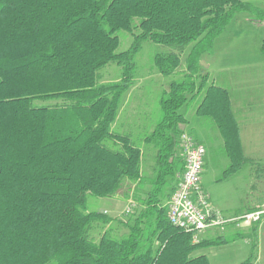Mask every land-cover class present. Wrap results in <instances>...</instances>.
<instances>
[{
  "label": "trees",
  "instance_id": "16d2710c",
  "mask_svg": "<svg viewBox=\"0 0 264 264\" xmlns=\"http://www.w3.org/2000/svg\"><path fill=\"white\" fill-rule=\"evenodd\" d=\"M243 12L264 16L242 0H0V264H208L193 254L225 239L194 244L167 220L183 169L176 134L181 108L199 98L196 113L231 152L228 93L199 63ZM120 31L138 32L118 53ZM145 41L168 49L154 57L160 75H174L182 55L185 64L143 139L153 153L147 173L142 150L112 129ZM109 64L121 77L102 82ZM88 197L135 208L116 220L88 212Z\"/></svg>",
  "mask_w": 264,
  "mask_h": 264
},
{
  "label": "rangeland",
  "instance_id": "374dc122",
  "mask_svg": "<svg viewBox=\"0 0 264 264\" xmlns=\"http://www.w3.org/2000/svg\"><path fill=\"white\" fill-rule=\"evenodd\" d=\"M242 1L264 11V0ZM135 32L133 35L138 31ZM133 35L125 31L117 33L118 53L130 48ZM167 50L149 41L142 43L134 59L135 84L123 97L119 110L120 121L126 123L132 135L131 142L144 151L143 173H147L153 156L152 148L143 139L160 118V99L169 84L181 80L185 74L184 55L174 75L165 77L155 70V55ZM213 50L220 57L219 68L211 79L229 92L238 137L230 152L215 126L200 127L195 118L186 117V131L205 147L200 184L214 210L228 220L254 210L264 199V16L236 14L214 41ZM205 60L199 63L203 68ZM99 75L102 82H113L121 77V69L109 64ZM193 105L195 100L183 106L180 114L191 111ZM113 131L118 133L117 126ZM182 131L179 127L177 138ZM130 200L88 197L87 211H104L108 217L124 220L132 213L125 214ZM217 236L223 237L224 243L201 248L193 255L207 257L208 264H264V225L237 229L226 224L223 230L204 232L200 240Z\"/></svg>",
  "mask_w": 264,
  "mask_h": 264
},
{
  "label": "built area",
  "instance_id": "2783aa9c",
  "mask_svg": "<svg viewBox=\"0 0 264 264\" xmlns=\"http://www.w3.org/2000/svg\"><path fill=\"white\" fill-rule=\"evenodd\" d=\"M178 151L183 163L175 190L167 204L169 224L191 235L192 243L200 242V235L212 229H224L226 224L235 228L264 225V199L252 211L224 220L210 204L207 193L200 184L205 148L188 133L178 136ZM132 200L128 201L125 214L134 209Z\"/></svg>",
  "mask_w": 264,
  "mask_h": 264
},
{
  "label": "crops",
  "instance_id": "0c3cea01",
  "mask_svg": "<svg viewBox=\"0 0 264 264\" xmlns=\"http://www.w3.org/2000/svg\"><path fill=\"white\" fill-rule=\"evenodd\" d=\"M219 54L217 53V54H215V50H213L212 49V53H211V55H208V56H205L204 58H203V60H205L204 62H205V64H206V67L204 68L205 70H206V72L208 73V75H209V83L210 84H212V85H215V86H218V85H216L217 83H216V80L215 79H211V77L213 76V75H215L216 73L215 72H217V69L219 68L218 67V64H219ZM212 72H214V73H212ZM215 78V77H214ZM219 87V86H218ZM220 88H222V89H224V90H226L227 91V89H225V88H223V87H220ZM227 93H228V97H229V101H230V96H229V92L227 91ZM199 102H200V99L199 98H196L195 99V108L193 107L192 109H191V111H189V112H184L182 115L184 116V123L182 124V125H180V128L181 129H183V132H186V133H188L189 134V132L188 131H186L187 130V125H188V122H187V119H186V117H191V118H195L196 119V122H197V124H198V126H208V127H210V126H215L214 125V123L210 120V119H208V118H202V117H200L197 113H196V107L198 106V104H199ZM189 105V104H188ZM230 106H231V101H230ZM231 110H232V107H231ZM232 114H233V111H232ZM121 116H120V112H118V115H117V119H116V122L114 123V125L112 126V129H114L116 126H117V132H118V134H120V135H126V136H129V138L130 139H132V135L130 134V132L127 130V127H126V123H124V122H122V121H120V118ZM233 117H234V115H233ZM235 121V120H234ZM216 127V126H215ZM217 128V127H216ZM218 130V129H217ZM219 132V131H218ZM221 137V136H220ZM222 138V137H221ZM223 140V139H222ZM196 142H198V141H196ZM199 144H201V145H203L202 143H200V142H198ZM223 144H224V141H223ZM204 146V145H203ZM140 148V147H139ZM205 148V147H204ZM141 149V148H140ZM143 154H144V151H143ZM177 154H178V156H180V153H179V151H177Z\"/></svg>",
  "mask_w": 264,
  "mask_h": 264
},
{
  "label": "water",
  "instance_id": "95a60500",
  "mask_svg": "<svg viewBox=\"0 0 264 264\" xmlns=\"http://www.w3.org/2000/svg\"><path fill=\"white\" fill-rule=\"evenodd\" d=\"M202 65L206 67V65H204V63H202Z\"/></svg>",
  "mask_w": 264,
  "mask_h": 264
}]
</instances>
